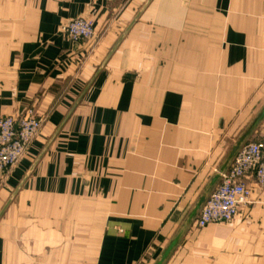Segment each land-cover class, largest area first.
<instances>
[{"label": "crops", "instance_id": "0c3cea01", "mask_svg": "<svg viewBox=\"0 0 264 264\" xmlns=\"http://www.w3.org/2000/svg\"><path fill=\"white\" fill-rule=\"evenodd\" d=\"M84 17L96 37L62 27ZM264 106V0H0V264H155ZM250 141L264 145V122ZM166 264H264V186Z\"/></svg>", "mask_w": 264, "mask_h": 264}, {"label": "built area", "instance_id": "2783aa9c", "mask_svg": "<svg viewBox=\"0 0 264 264\" xmlns=\"http://www.w3.org/2000/svg\"><path fill=\"white\" fill-rule=\"evenodd\" d=\"M62 31L75 41L93 39L96 35L93 21L84 17L68 21ZM43 123L44 118L34 109H28L21 117H0L1 172L10 171L25 157ZM249 179L264 186V145L261 142H248L241 149L201 210L195 221L196 227L203 229L213 223L234 221L241 207L251 203L253 189Z\"/></svg>", "mask_w": 264, "mask_h": 264}, {"label": "water", "instance_id": "95a60500", "mask_svg": "<svg viewBox=\"0 0 264 264\" xmlns=\"http://www.w3.org/2000/svg\"><path fill=\"white\" fill-rule=\"evenodd\" d=\"M263 122H264V106L256 114V116L253 118V120L250 122L247 128L234 141L233 145L231 146L224 160L222 161L217 171L215 172V174L212 176V178L204 188L203 192L201 193L196 203L192 207L191 211L187 215L183 224L181 225V227L179 228V230L177 231V233L170 241L168 246L165 248L164 252L162 253V255L155 264H166L173 251L181 242L182 238L185 236L187 231L190 229V227H192V225L198 218L204 205L208 201L211 194L215 191L217 186L220 184L221 180L223 179V176L229 170V168L233 164L235 158L237 157L241 149L250 141L254 133L257 131V129L260 127V125Z\"/></svg>", "mask_w": 264, "mask_h": 264}, {"label": "rangeland", "instance_id": "374dc122", "mask_svg": "<svg viewBox=\"0 0 264 264\" xmlns=\"http://www.w3.org/2000/svg\"><path fill=\"white\" fill-rule=\"evenodd\" d=\"M95 29H96V28H95ZM95 37H96V35H95ZM95 37H94V38H95ZM94 38H93V39H94ZM90 40H92V39H89V40H87V41H90ZM249 142H251V141H249Z\"/></svg>", "mask_w": 264, "mask_h": 264}]
</instances>
